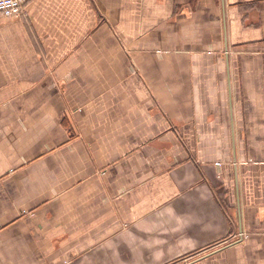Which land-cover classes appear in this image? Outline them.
<instances>
[{
  "label": "crops",
  "instance_id": "1",
  "mask_svg": "<svg viewBox=\"0 0 264 264\" xmlns=\"http://www.w3.org/2000/svg\"><path fill=\"white\" fill-rule=\"evenodd\" d=\"M0 264H264V0L0 20Z\"/></svg>",
  "mask_w": 264,
  "mask_h": 264
},
{
  "label": "built area",
  "instance_id": "2",
  "mask_svg": "<svg viewBox=\"0 0 264 264\" xmlns=\"http://www.w3.org/2000/svg\"><path fill=\"white\" fill-rule=\"evenodd\" d=\"M26 2L27 0H0V20L20 17Z\"/></svg>",
  "mask_w": 264,
  "mask_h": 264
},
{
  "label": "trees",
  "instance_id": "3",
  "mask_svg": "<svg viewBox=\"0 0 264 264\" xmlns=\"http://www.w3.org/2000/svg\"><path fill=\"white\" fill-rule=\"evenodd\" d=\"M257 6V3L254 2V3H249V4H244L241 6V9H242V12L244 13V16L247 17L248 14L254 10Z\"/></svg>",
  "mask_w": 264,
  "mask_h": 264
}]
</instances>
